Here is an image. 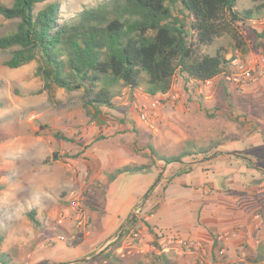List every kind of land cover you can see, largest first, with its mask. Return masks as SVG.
Here are the masks:
<instances>
[{
  "label": "rangeland",
  "instance_id": "rangeland-1",
  "mask_svg": "<svg viewBox=\"0 0 264 264\" xmlns=\"http://www.w3.org/2000/svg\"><path fill=\"white\" fill-rule=\"evenodd\" d=\"M12 1L0 3L10 6ZM102 1L46 3L57 4L60 17L68 19ZM258 4L264 6V0ZM253 7L251 0H238L236 9L241 12ZM252 21L256 26L250 22L241 28L248 48L246 55L240 52L242 60L264 54V9ZM16 24V20L0 16V37L14 32ZM220 50L228 61L236 52L231 39L224 36L201 53L214 56ZM9 52L0 51V236L2 252L10 255L13 264H100V252L120 236L123 238L116 251L119 264H229L251 256L264 240V127L259 128L257 121H247L248 114L241 107L248 104L225 78H217L205 88L188 86L176 75L171 93L177 100L173 106L158 108L153 131L138 120L137 110L146 103L141 91L132 94L122 90L114 99V110L103 109L100 116L91 118L83 108L81 92L53 89V100H49L41 92L35 63L16 70L4 67ZM252 111L259 114L257 107ZM188 143L203 149L220 146L209 149L207 155L185 158L181 165H172V171L162 163L153 165L147 156L148 145L170 157L185 147L191 150ZM128 164L151 168L141 173L132 187L121 188L122 181L118 184L121 191L113 197L112 209L126 204L127 191L136 193L143 188V177L156 173L147 199L145 195L114 232H103L99 224H91L90 235L80 241L79 250L72 251L69 242H59V235L70 234V229L56 226L57 215L67 206L68 193L83 191L86 213L101 214L105 173ZM192 165L200 167L193 171ZM188 169L189 178H181L178 183L187 190L179 192L173 185L165 204L173 203L167 207L172 214L185 213L193 220L181 223L178 219V226L154 238L143 219L162 204L161 196L174 175ZM166 171L171 172L163 179ZM183 197L188 198L178 201ZM181 203L184 205L178 207ZM31 211L39 221L37 228L28 219ZM257 214L261 215L259 222L254 220ZM131 217L137 223L128 229ZM203 221L231 225H207L206 231L192 233ZM179 231L185 236L178 235ZM102 232L107 239L96 238ZM223 235L228 239L216 244L217 237ZM220 249L225 251L223 256L218 255Z\"/></svg>",
  "mask_w": 264,
  "mask_h": 264
},
{
  "label": "trees",
  "instance_id": "trees-1",
  "mask_svg": "<svg viewBox=\"0 0 264 264\" xmlns=\"http://www.w3.org/2000/svg\"><path fill=\"white\" fill-rule=\"evenodd\" d=\"M47 1L13 0L10 6L0 3V16L17 21L14 32L0 37V51H10L3 66L16 70L35 63L41 92L49 100H53V89L81 92L83 108L91 118L100 116L103 109L114 110V99L124 89L155 97L171 90L176 75L192 87L225 78L229 61L223 51L210 56L201 50L227 36L234 51L246 55L241 28L264 9L258 4L260 0H251L254 7L241 12L236 9L238 0H104L64 19L58 5ZM39 5L43 7L37 10ZM186 146L191 150L185 147L178 155L167 157L148 145L147 156L153 165L162 163L165 167L209 153V149L191 143ZM53 158L57 160L56 154ZM150 168L128 164L105 173L104 200L108 186L117 178L146 173ZM189 171L177 172L174 177ZM83 208L87 212L86 203ZM27 216L37 228L34 212ZM136 223L131 217L126 227L134 228ZM90 226L89 218V231ZM144 226L155 238L152 228L146 223ZM122 238L100 252V264L120 263L116 251ZM81 240L78 237L69 247L78 248ZM2 241L0 236V264H13L10 255L2 252ZM229 264H264V240L251 256Z\"/></svg>",
  "mask_w": 264,
  "mask_h": 264
},
{
  "label": "crops",
  "instance_id": "crops-1",
  "mask_svg": "<svg viewBox=\"0 0 264 264\" xmlns=\"http://www.w3.org/2000/svg\"><path fill=\"white\" fill-rule=\"evenodd\" d=\"M236 91V95L242 99L243 101H245L246 106L241 107L242 110H244L247 114V121H249L250 123H253L254 121H257V123L259 124V128L260 127H264V77L259 81L258 84H252L249 85L247 87H245L242 90H235ZM144 97V95H143ZM263 104V105H262ZM252 107H257L258 110V115H256L253 111H252ZM191 163H189L190 165ZM175 165V164H174ZM176 165H181V164H176ZM174 166L170 165L171 171L174 169ZM192 170L194 171L195 168H199V165H192ZM170 171V172H171ZM168 171H166V173L163 175V179L168 175V173H170ZM189 174H185V175H181L179 177H174V179L172 180V184L166 188L164 194L161 196V201L162 204L159 206V208L150 215H147L143 220L146 224H148L152 230L154 231L155 234L162 236V234H164L165 232H167L166 229L171 228L172 226H178L177 223L181 222V223H185L186 220L190 223L193 220V217L191 215L188 214H183L185 216H181L182 214H172V212H169L167 210V207L169 208V206H172L173 203H170L169 205L165 204V197L168 193V189L171 188L173 185H176L177 190L180 192L181 190H187L183 187H181L179 183V180L181 178L183 179H188L189 178ZM142 175L140 174H135V175H128V178L131 179H126V175L124 176H120L119 178H117V180H115L112 184H110L107 188V194L105 196V200H104V206H103V210L101 214H90L89 218L91 221V224L94 226V224H99V227L103 229V232L106 231L107 229H111L112 232L116 231L119 226H121V224L125 221V219H127L129 217V215L134 212L135 207L139 204L140 200L146 195L147 196V192L150 189V186L153 182L156 181L157 179V175L156 173H149L146 177H143V179H146V183L143 186V188L139 191V192H134L132 193V189L130 191H127L126 194L127 196H129L126 204H124L123 206H121L120 208L113 210V197L115 195H119L122 186L126 185L128 187H132L133 184H135L136 181H139V178ZM162 177V175H160V178ZM159 178V179H160ZM132 183H128V180H132ZM123 182L121 185V188L118 187V184L120 182ZM178 181V182H176ZM161 182H163V180L161 179ZM180 185V186H179ZM178 186V187H177ZM158 188V187H157ZM180 189V190H179ZM158 190V189H157ZM158 192V191H156ZM188 197H183L182 199H179L178 201H185V199H187ZM177 202V201H176ZM182 205H184L183 203L178 204V207H182ZM221 217V215L219 216ZM180 219V220H178ZM205 219V217H204ZM178 220V222H177ZM241 222V221H240ZM180 225V224H179ZM192 225V224H191ZM207 225L210 226H219V227H229L231 225V223H224V224H219V223H212V225L207 222V221H203V223L199 226V230L197 231H192V233L194 232H202V231H206ZM102 233H98V235L96 234V238H100L102 237L103 240L107 239L106 237H104L105 235ZM178 235H183L185 236L184 232H176ZM176 234V235H177ZM79 250V248L76 249H72V251H76ZM79 251L77 252V256H78ZM76 256V255H75Z\"/></svg>",
  "mask_w": 264,
  "mask_h": 264
},
{
  "label": "built area",
  "instance_id": "built-area-1",
  "mask_svg": "<svg viewBox=\"0 0 264 264\" xmlns=\"http://www.w3.org/2000/svg\"><path fill=\"white\" fill-rule=\"evenodd\" d=\"M253 26H256L255 21H251ZM240 52L236 51L234 57L229 59L228 71L225 75L226 81L235 89L242 90L245 87L258 84L264 77V54L258 53L250 60H242ZM213 81H208L202 84V87L208 88ZM143 100L146 102L137 110L138 120L146 124L151 130L155 131L157 118V110L162 105L173 106L177 100L176 95L171 93V90L164 94L155 97L144 95ZM85 186V183H83ZM84 196L83 191H70L68 193L67 206L56 217V226L59 228L70 229V234L67 236L59 235V242H69L77 240L78 237L85 239L89 237L88 230L89 218L83 208ZM257 222L261 220V215L257 214L254 218ZM228 239L227 235L219 236L216 239L218 244H223ZM179 244L182 241L177 240ZM224 250L220 249L219 256L224 255Z\"/></svg>",
  "mask_w": 264,
  "mask_h": 264
},
{
  "label": "water",
  "instance_id": "water-1",
  "mask_svg": "<svg viewBox=\"0 0 264 264\" xmlns=\"http://www.w3.org/2000/svg\"><path fill=\"white\" fill-rule=\"evenodd\" d=\"M160 178V177H159ZM159 180V179H158ZM158 180H157V182H158ZM147 199V196H145V200Z\"/></svg>",
  "mask_w": 264,
  "mask_h": 264
}]
</instances>
